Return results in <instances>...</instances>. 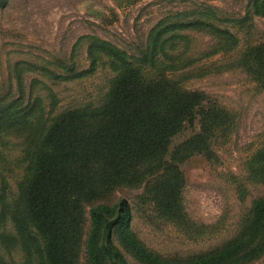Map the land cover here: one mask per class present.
<instances>
[{"label":"trees","instance_id":"trees-1","mask_svg":"<svg viewBox=\"0 0 264 264\" xmlns=\"http://www.w3.org/2000/svg\"><path fill=\"white\" fill-rule=\"evenodd\" d=\"M6 1L0 0V7ZM249 7L247 15L264 14V0H249ZM208 17L213 21L197 17L168 24L155 32L151 46L162 49L170 38L185 39L183 31L205 26L217 45L207 57L234 48L237 38L215 26L214 15ZM174 29L169 39L163 38ZM87 38L88 71L78 72L73 65L30 71L29 63L19 61L1 88L0 135H22L24 175L15 193L5 192L7 183L0 177V225L9 221L14 230L13 235L0 232V264H81V254L84 264H127L112 241L115 228L143 264H230L247 258L261 246L255 236L264 227V196L253 201L249 224L225 246L182 260L162 258L128 232L125 201L118 208L97 203L116 188L152 178V199L165 215L177 218L184 184L180 166L192 153L208 151L221 111L205 104L204 93L183 89L180 79L171 76L206 56L153 50L135 58L109 42ZM242 61L256 69L264 84V41L249 48ZM97 62L109 63L114 70L101 103L54 113L56 96L40 77L53 83L73 80L93 71ZM29 72L36 78L27 84ZM44 91L52 99L48 109ZM196 122L199 131L170 151L174 137ZM15 247L21 251V263L9 261L4 253Z\"/></svg>","mask_w":264,"mask_h":264},{"label":"rangeland","instance_id":"rangeland-1","mask_svg":"<svg viewBox=\"0 0 264 264\" xmlns=\"http://www.w3.org/2000/svg\"><path fill=\"white\" fill-rule=\"evenodd\" d=\"M249 8V0H7L0 7V91L19 61L29 63L30 71L72 65L78 72L88 71V36L135 58L153 50L198 58L217 48L209 27L185 30V39L170 38L168 34L176 31L169 30L163 38L170 39L162 49H154L151 42L155 32L170 23L197 17L213 21L208 16L214 15L213 24L237 38L234 48L171 74L180 79L183 89L204 93L205 104L221 111V120L208 139V151L192 153L180 166L184 184L178 217L165 215L152 199L148 192L152 178L138 186L116 188L97 202L118 208L125 201L130 212L128 232L164 259L182 260L222 248L249 224L253 201L264 196V84L256 69L242 61L249 48L264 41V14L247 15ZM35 76L29 72L25 83ZM113 76L109 63L97 62L93 71L73 80L40 79L55 94L53 111L58 113L100 104ZM41 95L48 109L46 104L52 99L45 91ZM199 125L196 122L175 136L169 150L198 132ZM19 136L11 131L0 135V177L5 178L9 193L16 192L24 175ZM0 232L14 234L9 221L1 223ZM255 239L261 240V248L230 264H264V227ZM112 241L127 264H143L126 247L120 229L115 228ZM4 253L9 261L21 263L19 247ZM80 262L84 264L82 254Z\"/></svg>","mask_w":264,"mask_h":264}]
</instances>
